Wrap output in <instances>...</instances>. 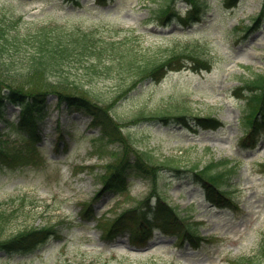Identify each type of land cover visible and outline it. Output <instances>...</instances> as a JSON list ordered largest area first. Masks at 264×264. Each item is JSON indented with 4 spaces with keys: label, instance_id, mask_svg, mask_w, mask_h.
Listing matches in <instances>:
<instances>
[{
    "label": "rangeland",
    "instance_id": "374dc122",
    "mask_svg": "<svg viewBox=\"0 0 264 264\" xmlns=\"http://www.w3.org/2000/svg\"><path fill=\"white\" fill-rule=\"evenodd\" d=\"M161 1L0 0V16H21L18 27L22 32L57 24L96 29L102 38L119 40L133 30L141 34L144 46L171 41L201 44L212 60L206 68L189 64L142 83L110 74L99 62L100 72L93 74L89 69L92 58L70 59L51 76L55 80L61 73L69 81L86 86L94 83L107 103L112 101L110 113L122 126V134L128 135L134 152L151 156L145 157L148 174L132 170L127 189L121 192L104 187L102 176L122 158L114 151L123 145L113 140L103 146L98 139L100 129L89 125L85 111L58 102L51 94L49 114L41 122L40 149L3 129L1 123L10 155L0 163V213L7 217L0 238L51 225L62 234L47 236L45 241L40 238L27 252L0 250V264H241L238 257L260 253L264 242V120L258 115L259 127L254 132L245 120L247 107L253 106L248 99L252 71L264 73V0H207V12L189 25L182 24L177 14H190L183 0L172 18L145 22L152 19L150 10ZM23 46L22 56L17 55L21 62L27 57L28 46ZM6 78L14 75L0 71V79ZM126 85L131 90L125 95L120 89ZM7 111L9 120H18L19 105L10 104ZM165 111L185 116L139 122L135 118L140 112ZM222 160H228L229 166L216 170L228 166L233 173L225 187L229 195L217 203L196 171ZM153 180H157L156 193L174 205L199 234L184 235L183 226L172 217L164 222L172 232L156 228L140 246L130 243L128 233L101 238L97 218L104 212L101 219H111L137 205L149 195ZM88 206L91 217L83 216ZM255 262L264 264V258Z\"/></svg>",
    "mask_w": 264,
    "mask_h": 264
},
{
    "label": "trees",
    "instance_id": "16d2710c",
    "mask_svg": "<svg viewBox=\"0 0 264 264\" xmlns=\"http://www.w3.org/2000/svg\"><path fill=\"white\" fill-rule=\"evenodd\" d=\"M74 4H80L81 0H66ZM111 0H96L97 3L104 4ZM152 1V0H150ZM178 0H162L157 7L150 10L151 20L170 19L175 15V4ZM190 4V14L180 17L182 24H191L202 18L207 12L209 3L207 0H185ZM177 14H179L177 12ZM12 18V17H10ZM17 19H5L0 16V71L14 75V78L0 79V124L2 128L9 132L14 131L26 141H31L33 148L39 149L38 143L42 141L41 122L49 114L48 97L55 94L60 102H66L69 107L76 110L85 111L90 116V125L100 129L99 140L104 144L106 141L119 140L123 147L114 151L122 158L110 165L105 175L102 176L104 187L114 188L116 191L127 189V177L136 169L142 174H148L145 157L151 159L145 151L136 153L129 143L127 135L122 134V126L111 114L112 101L107 103L94 86V83L85 84L77 81H69L67 76L61 75L55 80L51 76H56L57 72L63 70L64 65L70 60L93 59L89 69L93 74L100 72L97 62L110 74L116 73L119 78L131 77L136 83L146 80H156L165 75L169 70L183 68L192 64L196 68H206L211 66V57L206 54L201 44L194 42L182 43L171 41L168 45L144 46L141 42V34L129 31L119 40L106 39L96 33V29H83L79 26L65 27L63 25L49 26L41 25L28 32L20 31ZM7 20H11L8 24ZM257 21V16L254 17ZM147 24V23H145ZM16 30L12 33V30ZM27 48V57L23 62L17 55L22 56V52ZM24 58V56H23ZM109 62L105 63L104 59ZM249 87L251 95L248 97L253 106L246 116V123L252 127L254 132L258 127V115L264 120V74L255 72L252 74ZM121 93L125 95L130 92V86L122 87ZM120 93V94H121ZM9 104H18L20 112L18 120L13 121L7 118ZM114 108V107H113ZM113 110V109H112ZM168 114V113H167ZM166 113L158 117H164ZM185 116L184 113L177 115ZM156 115H147L142 112L137 117L138 122L143 119L154 118ZM169 117V116H167ZM207 120L206 117H198ZM214 119V118H213ZM134 123L136 121L134 120ZM6 132L0 129V163L8 157L9 140L5 137ZM4 135V137H3ZM102 147V144H100ZM129 148L126 153V148ZM112 153V151H111ZM127 154V155H126ZM220 165H228V160L219 162L212 161L196 172V175L204 181L208 187V193L214 202H222L229 193L225 189L228 185L233 168L218 169ZM142 170V171H141ZM154 173V170L152 171ZM157 180H153L151 192L137 205L123 210L114 219L104 220L98 217L97 224L101 229V238L106 239L114 235L128 233L131 242L137 246L145 244L152 237L153 228L158 225L164 233L172 232L171 227L165 226V221L177 216L174 206L169 205L164 198L157 196L153 204L151 197L156 194ZM91 206L84 208L86 213L83 216L91 217L93 212L87 213ZM0 213V237L6 224V218ZM182 220V219H181ZM184 235H196V228L186 221L181 222ZM163 222V223H159ZM174 222V221H173ZM43 228V229H42ZM37 229V230H36ZM42 229V230H38ZM35 230V231H33ZM60 229L55 225L24 229L18 231L10 239L0 238V250L27 252L34 248L37 240L58 236ZM33 231V232H32ZM40 236V237H38ZM62 236V235H61ZM43 242V241H41ZM256 258H264V242L258 252L253 256H242L238 259L241 264H257ZM259 260V259H257Z\"/></svg>",
    "mask_w": 264,
    "mask_h": 264
}]
</instances>
